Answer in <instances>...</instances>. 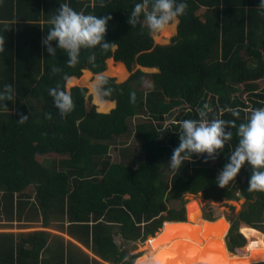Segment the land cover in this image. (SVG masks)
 Returning a JSON list of instances; mask_svg holds the SVG:
<instances>
[{"label":"trees","instance_id":"16d2710c","mask_svg":"<svg viewBox=\"0 0 264 264\" xmlns=\"http://www.w3.org/2000/svg\"><path fill=\"white\" fill-rule=\"evenodd\" d=\"M60 2L86 14L110 15L106 39L112 46L82 49L76 65L66 62L63 50L51 58L41 37ZM136 2L0 0V89L14 88L7 107L0 104V229L42 228L0 231V264H131L142 254H131L116 236L144 242L164 221L185 220V203L170 207L168 202L188 193L209 200L204 211L210 220L222 214V204L211 200L242 194V208L230 215L228 249L248 255L264 246V191L248 190L250 167L223 188L216 182L238 143L239 124L264 107V86L258 84L264 78L260 0H184L178 32L167 44L128 23ZM107 60L113 62L107 72L124 77V65L132 72L123 82L105 75L106 87L113 89L109 100L94 103L86 86L67 88L83 71H105ZM147 67L157 70L142 69ZM57 86L74 102L66 116L49 95ZM201 110L207 119L234 120L226 125L232 138L216 159L186 157L169 171L166 162L179 142L180 121L199 119ZM21 114L29 115L24 123ZM135 117L140 120L133 125ZM132 132L140 146L124 149L122 161L113 160L116 141Z\"/></svg>","mask_w":264,"mask_h":264},{"label":"clouds","instance_id":"9594fccd","mask_svg":"<svg viewBox=\"0 0 264 264\" xmlns=\"http://www.w3.org/2000/svg\"><path fill=\"white\" fill-rule=\"evenodd\" d=\"M184 0H137L134 4L128 23L132 27L140 25L147 29L150 35L160 34L173 26L178 18L185 13ZM257 9L264 15V0H260ZM110 15L86 14L75 10L67 2H60L55 14L49 20L50 27L41 37V45L51 58H55L57 50L67 54L66 62L76 65L79 62L82 49H92L99 46L107 51L112 42L106 39ZM52 71H57L54 66ZM108 78L103 73H98L91 81L89 91L96 101L103 102L111 95L113 89L106 87ZM49 95L61 116L72 112L74 102L71 94L62 87H52ZM132 102L136 100L135 92L131 94ZM14 98L12 84H5L0 89V104L7 107L6 101ZM232 115L239 117L240 113L233 110ZM199 119H184L180 121L181 131L179 142L172 149L167 165L171 169H178L186 157L199 155L204 162L216 159L219 150L232 138V131L226 125H234V120L222 118H205L203 110L199 111ZM29 118L21 114L19 122L24 123ZM236 135L238 143L228 157L227 162L220 169L216 182L223 188L230 181L236 179L241 169L246 165L251 172L248 180L249 191H264V107L254 109L246 120L239 124ZM125 260L129 257L125 256ZM131 264H160L159 258L138 256Z\"/></svg>","mask_w":264,"mask_h":264},{"label":"bare ground","instance_id":"6f19581e","mask_svg":"<svg viewBox=\"0 0 264 264\" xmlns=\"http://www.w3.org/2000/svg\"><path fill=\"white\" fill-rule=\"evenodd\" d=\"M188 206L191 215L193 213L192 207L196 210L199 209L201 212V205L198 200H192ZM201 216L199 218V220H201L200 223L194 220L192 224H181L182 226L176 225L179 228L182 227L178 231H184V233L180 231L178 235L187 234L185 239L180 235V239L176 240L174 243L172 242L173 244L171 243L170 246L176 247V249H171L167 244L160 245L159 247L153 246V240L150 237L146 245L150 248L151 253L147 256L157 257L159 261L163 262L169 261L170 264H197L198 262L207 261L211 263L214 262L213 264H249L264 260V255H261L264 252V246L251 248L248 255L229 253L230 250L227 247L225 238L228 234L230 223L224 217H220L214 221H203ZM177 229L173 230V233ZM202 239H204V241ZM177 249L183 253L184 256H191L193 258L185 259ZM164 253H168V255L161 259ZM176 257L178 258L177 261L175 260ZM222 257L225 259L223 262L219 260L212 261L213 259H221Z\"/></svg>","mask_w":264,"mask_h":264},{"label":"rangeland","instance_id":"374dc122","mask_svg":"<svg viewBox=\"0 0 264 264\" xmlns=\"http://www.w3.org/2000/svg\"><path fill=\"white\" fill-rule=\"evenodd\" d=\"M178 24H179V18L176 21V23L173 26L170 27V28H174V29H172L171 31H169L168 36H165V38H161V37L158 38V36L163 35L164 32L163 33H160V34H155L154 35L155 43H161V44H167V43H169L171 41L172 37L174 35H176L177 32H178ZM112 59L114 60V58H112ZM109 60H107V68H106V70L103 71L102 73L104 75H106V76L115 77L117 82H123V81L127 80L129 78V76L131 75L132 72L128 70V68L126 67V65H124V66H125V68L127 70V74L124 77H118L115 72H107V70L109 69V66H108L109 63L110 64H113V62L111 63V61H109ZM114 66H117V64H114ZM142 69H144L147 72H152V71H156L157 70L156 68H148V67L147 68H142ZM95 76L96 75H94V73L91 74V75L90 74L87 75L83 71L82 76L76 78L74 82L73 81H70V80L67 81V84H66L67 85V88H71L72 86H75V85H82V86H86L88 88V94H91L90 91H89V86H90L91 81L95 78ZM258 84H259L260 87H263L264 86V78L258 80ZM104 100H109V99H104ZM95 101L96 100L93 97V102L95 103ZM96 105L99 108V104L96 103ZM112 107H114V106H112ZM139 120H140L139 117H135L133 119V121H132V124L134 125ZM138 146H140V141H139L138 138H136V136H134L133 132L130 135H128V136H121L116 141L115 146H113L112 149H111V154H112L113 160L122 161L123 160V157H124L123 156L124 149L130 147L131 150H135ZM168 161L166 163H168ZM167 168H168L169 171L172 170L168 165H167ZM166 175L169 176L170 174L169 173H166ZM195 197L198 198V199H201V201L203 202V203L200 204L201 205V212L202 211L205 212L204 211V206L207 203V200H203L201 196H196L195 195ZM231 200H234V199H230V201ZM236 200L240 203V206H239V211H240V209L242 208V205H243L244 202H241L240 199H236ZM188 201H190V200L185 195V197L183 199L175 198V199H172L171 201H169L168 204H169L170 207L171 206L172 207H181L182 205H184V203L187 204ZM230 201L227 202L229 205H226V203H223L221 205L220 211H221L222 214L224 213V210H226L225 209V206H227L228 207L227 209H229L230 211L235 210V208H237L236 205H235V203H233V202L230 203ZM230 205L235 206V208L232 209V207ZM192 209H193V211H192L193 212L192 213V217L193 218L195 217L194 220H196L197 222L200 223V221H201V220H199V218L201 216L200 210L199 209L196 210V209H194V207H192ZM193 214H194V216H193ZM34 229H42V228L41 227H33V228H25V229L23 228V229H21V228H18V227H14V228H4V229L1 228L0 231H14V232H17V231H22V230H34ZM48 230H51V231L56 232V230L55 229H52V228H50ZM124 240L125 239H123L121 236H119V235L116 236V241L119 244H122V245L128 247L129 250L131 249L130 250L131 251V254L132 253H140V254H142L141 256H143V255H145L148 252V250H150V248H148V246L146 245V241H144V242H141V241L131 242V241H126V240L124 241ZM165 244H167V243H164L163 245H165ZM171 249H176V247H173L172 246ZM150 253H151V250H150ZM181 254L184 256L183 253H181ZM184 257H185V259H187V258H189L191 256H184ZM191 258H193V257H191ZM175 260L177 261L178 258L176 257ZM167 263H169V261L168 262L160 261V264H167Z\"/></svg>","mask_w":264,"mask_h":264},{"label":"water","instance_id":"95a60500","mask_svg":"<svg viewBox=\"0 0 264 264\" xmlns=\"http://www.w3.org/2000/svg\"><path fill=\"white\" fill-rule=\"evenodd\" d=\"M238 196H239L241 202H244L245 201V197L242 194L239 193ZM186 197L189 198V200H190V201L187 202V204H185V208H186V219L185 220H181V221H170V220L164 221L163 225L159 228V230L155 234H149V237L146 240V242L151 237V239L153 240L152 241L153 246L155 245L156 247H159L160 245H163L164 243H167V245L170 246L172 242L174 243L176 240L180 239V235H182V234H180V235H178V234H179L180 231L183 232V233H184V231L183 230L178 231L182 227L179 228L176 225L182 226L183 224H192V223H194L195 217L194 218L193 217L191 218L192 215L189 212V206H188L189 203L192 200H194V199L195 200H198L200 204L203 203L201 201V199L196 198L194 194L188 193L186 195ZM207 201H209V200H207ZM211 201H213L214 203H217V204H223V203H227L230 200H224L222 202L221 201H218L217 202L215 200H211ZM232 202L235 203V205H236L237 208H235V210L230 211L229 209H227L228 207L225 206V209L226 210H224V213L221 216H219V217L216 218V219H218L220 217H224L230 223V227H231V223H232V219L230 218V215L233 214L234 216H236L238 214V212H239V206H240V203L236 199L230 201V203H232ZM201 217H202L203 221L210 220V219L206 218L205 212H203V211H202V216ZM216 219H214V220H216ZM214 220H210V221H214ZM230 227H229V229H230ZM175 229H177V230L173 233V230H175ZM186 235L187 234H183L182 237L185 239V237H187ZM202 240L204 241V239H202ZM229 253H234V251H231L230 250ZM261 255H264V252ZM214 260H216V261L219 260L220 262H223L225 259H223V257H222L221 259L220 258L219 259H213L212 261H214ZM261 261H264V260H261ZM257 262H260V261H257ZM213 263L207 261V262H198L197 264H213ZM252 263H256V262H252Z\"/></svg>","mask_w":264,"mask_h":264},{"label":"crops","instance_id":"0c3cea01","mask_svg":"<svg viewBox=\"0 0 264 264\" xmlns=\"http://www.w3.org/2000/svg\"><path fill=\"white\" fill-rule=\"evenodd\" d=\"M50 229V228H49ZM56 232H57V230H56ZM63 233V232H62ZM63 235L64 236H66L67 238H70L66 233H63ZM83 248L85 249V250H87L88 252H90L92 255H94L88 248H86L85 246H83ZM96 256V255H95ZM99 258V257H98Z\"/></svg>","mask_w":264,"mask_h":264},{"label":"snow or ice","instance_id":"6c2138e0","mask_svg":"<svg viewBox=\"0 0 264 264\" xmlns=\"http://www.w3.org/2000/svg\"><path fill=\"white\" fill-rule=\"evenodd\" d=\"M198 251V250H197ZM168 253H164L162 256H161V259H163L164 256H167ZM207 255V254H206ZM189 259H191V257H189Z\"/></svg>","mask_w":264,"mask_h":264}]
</instances>
